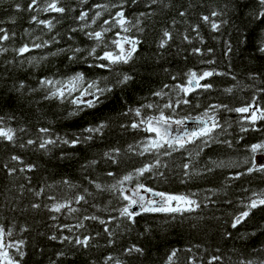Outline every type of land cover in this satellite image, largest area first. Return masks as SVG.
I'll return each instance as SVG.
<instances>
[{
  "label": "trees",
  "instance_id": "obj_1",
  "mask_svg": "<svg viewBox=\"0 0 264 264\" xmlns=\"http://www.w3.org/2000/svg\"><path fill=\"white\" fill-rule=\"evenodd\" d=\"M30 2L0 0V28H4L10 37L0 42V48L7 49L0 52V117L4 118L7 126L27 129L26 133H16L15 146L0 141V227L5 230L12 227V239L25 241V255L21 264H104V258L108 255L120 259L123 264H165L172 249H177L174 258L176 264H188L190 257L195 264H209L213 256H220L221 260L212 261V264H239L241 259L259 264L264 260V206L253 209L236 229L231 227L232 217L241 210V201L250 196L252 191H264V173L253 172L238 179H228L235 172H244L251 166L250 162H244L250 155L247 148L252 143L264 140V121L256 122V130H252L244 121L243 126L249 130L241 132L240 116L247 114L229 112L223 108L215 110L218 122L226 129L224 132L216 130L217 139L230 142L231 147L227 143L210 142L199 156H195L196 145H187L185 149L172 152L171 156L161 153L158 171L163 172V177L147 173L141 178L146 186L155 191L197 193L195 198L201 201V206L195 212L175 215L141 213L135 217L131 230L124 227L126 221L120 229L116 228L115 222L110 223L109 229L116 233L115 243L111 247L108 246L104 226L98 221H84L85 227L74 229V233L52 227L54 224L75 225L77 219L85 214L97 215L106 221L110 216L118 215L114 211L120 206L117 194L108 191L98 193L84 177L102 185L111 184L115 179L107 176V172H113L118 178L134 167L155 160L156 153H146L144 156L136 154L141 148L139 142L149 134L130 127L139 118L134 112H128V109L146 103L163 105L171 102L175 105L174 95L154 97L152 92L162 89L165 84L171 86L183 83L184 73L188 69L197 72L215 69L225 75L208 78L207 82L213 84L211 90L197 89L185 98L189 100L187 105L182 103L175 106V111L166 109V115L191 122L195 120L192 118L201 116L209 105L224 104L236 108L252 103L254 107L264 108V54L258 51L261 42H264V18L256 19L252 14L257 8V0H158L157 4L150 7H145L148 0H137L136 4L127 0L124 11L126 18L133 23L141 12L151 13L150 16L140 17L143 32L137 33L132 28L130 33L141 40L134 59L117 69L129 73L133 79L106 93L95 107H85L74 116L68 115L73 110L71 104L42 99L44 93L38 87L39 80L53 75H71L77 71L84 72L88 79L114 78L115 72L110 74L89 69L87 65L92 61L90 58L83 59L84 51L69 61L71 53L58 52V49L89 48L93 42L79 30L81 22L76 20L80 11L88 13L90 22L95 12L94 4H118L121 0H59V6L66 9L62 14L29 11ZM45 3L46 0H38L41 7ZM16 4L21 6V11L15 10ZM212 9L222 13L215 18L218 23L220 20L225 21L216 32L199 20L201 14H208ZM117 10L109 8L92 25V30H98L103 20L109 19ZM181 11L186 12L184 17L179 15ZM32 15H37L39 20L51 21V31L42 24L30 22ZM193 24H198L203 44L192 32ZM73 28L77 31H71ZM164 29L171 32L172 38L164 49H159L158 41ZM184 35L189 36L192 43L185 42ZM53 37L55 42H50L46 48L31 49L22 56L15 52L25 43L31 46L35 38H38L36 42H42L52 41ZM111 37L112 32L106 34V39ZM225 41L231 46L227 56L224 54L227 50ZM194 47L201 48L202 54H192ZM209 48L213 50L211 53L207 51ZM54 52L57 54L51 55ZM42 56L46 59L39 63H28L31 57ZM207 60H213L214 63H202ZM165 69L168 71L165 72ZM172 76H176L177 80L173 81ZM21 82L24 84L22 89L19 88ZM229 87L232 91L225 92L224 89ZM164 91L168 92V89ZM253 96L256 97L255 101ZM141 111L145 116L156 114L147 109ZM9 117L13 119L9 120ZM101 122L105 127L100 133L82 131ZM122 124L126 127L121 128ZM40 127L49 128L53 140L58 136L69 140L80 137V142L72 147L56 140L54 145L47 146V151L39 149L38 144L21 149L20 143L29 138L37 140L42 135L36 131ZM86 136H91V139L85 140ZM130 145L133 151H129ZM112 148L120 149L116 157L118 165L112 164L104 156ZM189 153H193L190 163L200 174L185 178L181 165L189 162L186 160ZM13 154L20 156L25 164H34V170L20 173L18 169L22 165L9 160ZM92 160L96 164H90ZM210 161H224L226 166L207 172L205 165L213 166ZM5 162H8L9 167L17 168L12 176L7 174ZM64 179L77 187L65 186L61 183ZM182 179L185 183H181ZM20 185H24V188L21 189ZM41 187L44 191L38 200L33 192L39 191ZM125 187H134V184H126ZM29 188L33 192H29ZM84 188L93 195L87 197V204L73 203L72 206L80 208V212L69 214L63 210L65 214H56V220L50 219L53 214L44 208L45 204L51 203L47 199L48 195L57 199L71 198L82 193ZM207 189L215 191L209 193ZM206 195L211 196L214 202L205 201ZM34 202L40 203L41 207L33 209L31 204ZM22 226L26 231H20ZM73 234L91 235L93 239L87 249L59 239L61 235ZM52 235H56L57 239L50 240ZM133 244L142 248L143 254L124 255L123 249ZM57 253L63 255L57 256ZM16 258L20 259L18 256Z\"/></svg>",
  "mask_w": 264,
  "mask_h": 264
},
{
  "label": "snow or ice",
  "instance_id": "obj_2",
  "mask_svg": "<svg viewBox=\"0 0 264 264\" xmlns=\"http://www.w3.org/2000/svg\"><path fill=\"white\" fill-rule=\"evenodd\" d=\"M127 0H121L118 4H103L97 3L93 5L95 9L94 15L91 17V21L89 22L87 17L88 13L85 11H80L79 15L76 17V20L81 22L79 30L84 32V35L92 41V45L87 49H81L79 47L65 49H58V52L68 51L71 54L68 56V60L72 61L76 59V56L81 51L85 52V56L83 59H91V63L87 65L89 69H99L103 71H107L108 73L115 72V77H98L96 79H88L86 74L82 71L74 72L71 75L64 74L62 76H50V77H41L39 80V89L43 91L44 100H55L59 103L63 104L65 102L71 104L73 106V110L68 113L69 116L77 115L79 112L83 111L84 108H93L96 104L101 102V97L106 93H110L114 90V88L126 85L129 81L133 79L132 75L127 72L117 71L119 66L127 65L131 60L134 59V54L138 51V46L141 44V40L136 35H130L132 32V28L136 29L137 33H141L144 31L142 27H140L142 21L140 17L150 16L151 13L141 12L138 17L135 19V23L128 20L126 18V14L124 11L125 4ZM158 0H148V3L145 7H150L151 5L157 4ZM133 4L137 3V0H132ZM167 6V5H165ZM16 11H21V6L19 4L14 5ZM109 8H117L119 10L115 11L114 15H110L109 19H104L103 23L100 24L98 30H92V25L96 24V22L102 17L104 12H107ZM28 10L33 12H53V13H64L66 9L64 7L59 6V0H50L43 7L38 4V0H31L28 4ZM256 19L264 18V0H257V8L253 10L252 13ZM181 17L186 15V12L181 11L179 13ZM222 13L217 11L216 9H212L208 14H201L199 17L200 22L205 25H210V30L212 32H216L220 29L221 25L225 22L220 20L219 23L215 18L220 17ZM36 22L38 24H42L49 31L52 29V23L49 20H39L37 15H32L30 22ZM119 29L118 31H114V29ZM85 29H89L88 31H84ZM192 32L196 33L197 38L200 40V43L203 44V38L199 36V26L198 24H193L191 26ZM71 31H77V29L73 28ZM113 33V37L106 39L107 33ZM9 34L4 28H0V42L8 40ZM71 38V37H69ZM172 38V34L169 30L164 29L162 31V36L158 41V48L164 49L168 44L169 40ZM38 38L33 39L31 46L25 43L20 46L18 49H15V52L18 56H22L23 54L29 52L31 49H41L46 48L50 42H55V37L52 38V41L43 40L42 42H36ZM183 39L187 43H192V40L189 36L184 35ZM226 51L225 56L231 51V46L225 41ZM99 50V51H98ZM7 49L0 48V52H5ZM211 53L213 50L209 48L207 50ZM258 51L264 54V42H261ZM57 53H51V55H56ZM192 54L201 55L202 50L199 47L192 48ZM46 57H31L28 61L29 64L39 63L40 60H44ZM12 61H9L11 63ZM202 63L213 64V60L202 61ZM168 69H165L167 72ZM225 75V73H221L216 71L215 69L203 70L202 72H197L192 69H188L186 73H184L185 79L183 83H174L173 85L165 84L163 88L157 91L152 92V96L154 97H163V96H171L174 95L175 105L171 102L165 103L163 105L146 103L141 104L139 107L132 109L129 108L128 112H134L135 116L138 117V121L134 120L130 127L132 129H140L149 135L140 143L141 148L140 151L136 154L139 156H144L146 153H156V157L154 161L145 162L142 166L134 167L131 171H128L118 178H115V174L111 171L107 172L106 175L109 177H114L115 182L111 184L102 185L100 183L94 182L93 180L88 179V177H84V179L88 180V183L92 185L98 193H102L104 191H108L113 194H117L118 199L120 200V206L115 208L114 211L118 213L116 216H110L106 221L101 219L97 215H82V217L77 219V223L75 225L69 224H61V225H53L52 227H59L61 231L67 229L70 233H74V229L84 228V221L92 220L98 221L100 225L104 226V232L108 235V246L111 247L115 243L116 233L109 229L108 225L110 223L115 222L116 228L120 229L122 223L126 221V225L124 227L126 230H131V225L135 223V217L139 216L141 213H165V214H184V213H193L201 206V201L197 198V193H169L165 191H155L154 189L146 186L141 178L144 177L147 173H153V175H159L163 177V172H159L160 165V155L171 156L172 152L179 151L181 149H185L187 145H196L195 156H199L200 152L204 150L205 147L209 145L210 142L215 143H227L228 147H231V143L228 141H219L217 139V129H220L221 132L226 131L225 128L218 122L215 110L223 108L229 112H235L238 114H247L240 116L241 123V132H247L249 128L243 126V122L247 121L248 125L252 130L255 129L256 122L264 121V108L256 106L252 103H249L245 106L229 108L228 105L224 104H215L209 105L208 108L205 109L204 113L201 116L194 117L197 126L193 128L191 131L182 130L179 132L173 133V125L176 128H182L184 124V119H175L170 115L165 114L166 109H171L175 111V106H179L180 104L187 105L189 103L188 99H185L189 96L190 93L195 92L197 89L202 90H211L213 88V84L211 82H207L208 78L213 76H221ZM171 79L173 81L177 80L176 76H172ZM235 79V77H233ZM110 80H114V82L110 83ZM19 88H24L23 82L20 83ZM164 89H168V92H165ZM19 90V89H17ZM31 91H36V89H31ZM225 92L230 93L232 88H225ZM253 101L256 100V97H252ZM199 106V105H197ZM142 109H147L150 111H155L154 115H143ZM211 110V114H210ZM128 113L126 112L125 115ZM9 120L13 119V117H9ZM142 126V127H141ZM105 124L103 122L95 125L94 127H86L82 131L85 133H100L103 131ZM126 127L125 125H121V128ZM36 131L41 136L38 137L37 140H33L31 138L27 139L25 142L19 144L21 149L27 146H33L38 144L39 149L47 151L48 145H54L56 140H59L62 144H67L72 147H75L76 144L80 142V137L76 139H64L62 137H57L56 140H53L50 136V129L46 127H40L36 129ZM17 132H27V129L19 128L14 129L10 126H7L4 122V118L0 117V141L7 142L13 146L16 143V133ZM85 140L91 139V136L84 137ZM197 141H199V145H197ZM129 151H133L132 146H129ZM247 151L250 155L245 159V163L251 164L250 167H247L244 172H235L228 179H238L242 175L251 174L253 172H261L264 173V162H257L256 156L258 153H264V140H261L256 143H252L248 146ZM120 153L119 148H112L109 152H105L104 156L112 162V164H119V160L116 158ZM193 157V153H189L186 158L189 162L182 163V168L184 169V177L189 178L191 175L196 174L199 175V172H196L193 165L190 163ZM11 162L22 165L18 169L20 173H24L25 171L31 172L34 170V164H25L23 159L18 155H11L9 157ZM90 164H96L95 160L89 162ZM213 165L209 167L205 165V170L207 172H212L214 168H222L225 167L224 161H210ZM7 174L12 176L17 172V168L9 167L8 162H5L4 165ZM25 179H29L25 177ZM62 184L69 188L77 187L71 184V182L67 179L61 181ZM181 183H185V180H181ZM126 184H134V187L126 188ZM21 189L24 188V185H20ZM48 187H52V185H48ZM29 192H33L32 188L28 189ZM44 189L41 187L39 191L33 192L34 196L39 200L42 196ZM209 193H214L215 190L207 189ZM243 191L247 192L248 189H243ZM143 193H148L147 196L143 195ZM93 193L89 192L87 188H84L82 193H77L74 197L57 199L53 195H48L47 199L51 201L50 204H45L44 208L53 215L50 216V219L56 220V214H65L63 210H66L69 214H76L81 211L78 207H73V203L76 205H80L81 203L87 204V197L92 196ZM204 200L207 202L211 201V196L206 195ZM225 203H231L230 201H225ZM207 207V203L204 204ZM264 206V191H252L251 195L245 197L241 201V210L235 214L231 219V227L236 229L242 221H245L247 217H249L250 212L253 209ZM31 207L33 209H39L41 207L40 203H32ZM95 207V205H93ZM138 209V211H137ZM21 232L26 231L25 227L20 228ZM147 231V229H145ZM254 234V233H253ZM13 229L12 227L7 228L5 230L3 227H0V264H21V261L25 255L23 248L25 246V241L23 239H12ZM50 240L57 239L56 235H52L49 237ZM61 241L67 240L69 243L74 244L78 247H83L87 249L89 247L90 241L93 239L91 235L84 234H73L70 236L59 237ZM191 251V249H188ZM124 255H131L133 253L143 254V249L139 246L133 244L129 247L123 249ZM177 254V249H172L171 252L167 255V259L165 264H176L175 257ZM63 255V253H57V256ZM19 257L18 260L16 257ZM220 256H213L209 261V264H212V261H220ZM55 264V262H53ZM104 264H123V262L114 258L112 255H108L104 258ZM188 264H195L194 260L190 257ZM239 264H253L252 260L241 259ZM259 264H264V260H261Z\"/></svg>",
  "mask_w": 264,
  "mask_h": 264
},
{
  "label": "rangeland",
  "instance_id": "obj_3",
  "mask_svg": "<svg viewBox=\"0 0 264 264\" xmlns=\"http://www.w3.org/2000/svg\"><path fill=\"white\" fill-rule=\"evenodd\" d=\"M188 123H189V121H188V122H184L182 128H176V126L173 125V133L175 134L176 132H179V131H182V130L191 131V130L188 128ZM256 159H257V162H258V163H259V162H264V154H257ZM142 194L145 195V196L148 195V193H143V192H142Z\"/></svg>",
  "mask_w": 264,
  "mask_h": 264
},
{
  "label": "water",
  "instance_id": "obj_4",
  "mask_svg": "<svg viewBox=\"0 0 264 264\" xmlns=\"http://www.w3.org/2000/svg\"><path fill=\"white\" fill-rule=\"evenodd\" d=\"M197 126V124H196V121H192V122H190L189 124H188V127L192 130L193 128H195ZM137 211H138V209H137Z\"/></svg>",
  "mask_w": 264,
  "mask_h": 264
}]
</instances>
